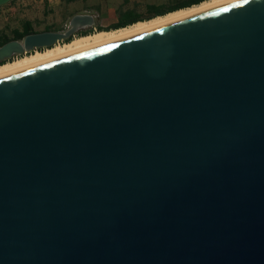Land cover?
Segmentation results:
<instances>
[{"label": "water", "instance_id": "obj_1", "mask_svg": "<svg viewBox=\"0 0 264 264\" xmlns=\"http://www.w3.org/2000/svg\"><path fill=\"white\" fill-rule=\"evenodd\" d=\"M0 264H264V0L1 76Z\"/></svg>", "mask_w": 264, "mask_h": 264}, {"label": "bare ground", "instance_id": "obj_2", "mask_svg": "<svg viewBox=\"0 0 264 264\" xmlns=\"http://www.w3.org/2000/svg\"><path fill=\"white\" fill-rule=\"evenodd\" d=\"M236 0H203L187 7L169 11L162 15L149 19L136 21L124 27L110 30H96L89 34L71 39L63 44H56L43 50H35L11 61L0 64V77L8 75L32 66H36L72 53L100 46L116 40H120L135 34H139L168 22L177 21L190 14L197 13L212 7L227 4Z\"/></svg>", "mask_w": 264, "mask_h": 264}, {"label": "rangeland", "instance_id": "obj_3", "mask_svg": "<svg viewBox=\"0 0 264 264\" xmlns=\"http://www.w3.org/2000/svg\"><path fill=\"white\" fill-rule=\"evenodd\" d=\"M20 1L21 0H11L10 2L0 6V32L5 33L9 37L13 36L14 30L16 29L22 30L23 23L28 18L31 19L34 28L38 29L40 27L38 21H41V20H35L36 19L35 17H37L36 12L39 9L37 5L35 4L34 5L33 4L23 5V4H20ZM112 1L114 2L113 4H111L112 10L110 11L109 16L108 14H104L103 16L101 12L95 11L94 10L95 6L92 8L94 10L93 14L99 15L101 23L103 24L115 23L120 20H125L135 14L141 15L142 17L141 20L148 19L147 17L151 16L149 14V9L151 6L167 7V6L174 5L182 0H112ZM67 14L61 15L58 12L57 15L52 16L53 17L52 19L55 20L56 18L57 19L59 18L58 21L61 22V18H62V22L63 21L67 22L69 18ZM103 17H106V20H104ZM112 29H116V28H112ZM21 56L19 55L18 57H21ZM16 58H13V59H16ZM13 59H10V61Z\"/></svg>", "mask_w": 264, "mask_h": 264}, {"label": "crops", "instance_id": "obj_4", "mask_svg": "<svg viewBox=\"0 0 264 264\" xmlns=\"http://www.w3.org/2000/svg\"><path fill=\"white\" fill-rule=\"evenodd\" d=\"M113 2L114 1L112 0H21L20 4L37 5L39 9L36 12L37 17H35V20H41L38 21L40 27L38 29L34 28L33 23L29 18L24 22H28L33 31H42L49 27L55 26L56 24L59 25L64 22H62V18L61 22L58 21L59 18H56L55 20L52 19V16L57 15L58 12L61 15L68 13L67 15L69 18L73 14L81 12L93 14L94 10L101 12L103 16L104 14H108L109 16L110 11L112 10L111 4H113ZM93 7L94 10L92 9ZM103 18L106 20V17Z\"/></svg>", "mask_w": 264, "mask_h": 264}, {"label": "trees", "instance_id": "obj_5", "mask_svg": "<svg viewBox=\"0 0 264 264\" xmlns=\"http://www.w3.org/2000/svg\"><path fill=\"white\" fill-rule=\"evenodd\" d=\"M201 1H203V0H182V1H180L174 5L167 6V7L151 6L149 9V14L151 16L162 15V14H165L169 11H174V10L179 9V8L187 7V6H190L192 4L199 3ZM151 16L147 17V18L149 19V18H151ZM141 19H142L141 15L135 14V15H133V16L125 19V20H120V22L117 23L115 28L124 27V26L132 24L136 21H140ZM30 32H32V28L30 27V24L28 22H24L22 30H17V29L14 30L12 37H9L8 35H6L3 32H0V44L6 42L8 40H11V39H20L25 34L30 33Z\"/></svg>", "mask_w": 264, "mask_h": 264}, {"label": "flooded vegetation", "instance_id": "obj_6", "mask_svg": "<svg viewBox=\"0 0 264 264\" xmlns=\"http://www.w3.org/2000/svg\"><path fill=\"white\" fill-rule=\"evenodd\" d=\"M92 15H93V20H92V22L90 24H82V25H79L78 27H76L74 29V31L72 33H70V35L67 38H63V39L57 40L56 42H54L53 44L48 45V46L34 48L33 50H31L29 52H25L23 54L31 53V52H33L35 50H43V49H46V48H50V47H52V46H54L56 44H63V43L69 42L71 39H73L75 37H79V36H82V35H86V34H89V33L93 32V31H96V30H108V29H112V28H115L116 25H117V23L120 22V21H117L115 23L103 24V23H101V20H100V16L99 15H97V14H92ZM66 24H67V22H63L60 25H55V26L49 27L46 30H62L63 31L66 28ZM23 54H15V55H12L9 58H6L4 60H1L0 63L10 61V59L16 58L19 55L21 56Z\"/></svg>", "mask_w": 264, "mask_h": 264}]
</instances>
